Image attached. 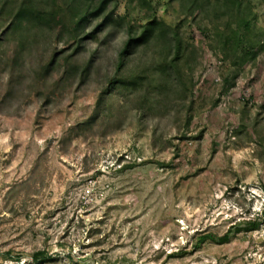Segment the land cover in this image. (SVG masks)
<instances>
[{"label": "rangeland", "instance_id": "374dc122", "mask_svg": "<svg viewBox=\"0 0 264 264\" xmlns=\"http://www.w3.org/2000/svg\"><path fill=\"white\" fill-rule=\"evenodd\" d=\"M194 1L114 0L82 40L7 38L0 16V264H264V222L197 246L262 218L264 51L245 60L221 3Z\"/></svg>", "mask_w": 264, "mask_h": 264}, {"label": "trees", "instance_id": "16d2710c", "mask_svg": "<svg viewBox=\"0 0 264 264\" xmlns=\"http://www.w3.org/2000/svg\"><path fill=\"white\" fill-rule=\"evenodd\" d=\"M113 1L114 0H22L21 4L12 15L11 12H6L7 5L5 2L1 8L0 16H8L10 19L8 25L9 34L7 38H11V35L16 33H19L21 36L25 35L26 31H29L31 27L35 26L37 28L51 30L58 29L59 35H62L63 33L66 34L69 31L73 38H80V40H82L81 36L88 27L90 18L104 16ZM141 1H143L145 5H149V0ZM199 2L200 0L194 1L195 4H199ZM217 3H221L224 7V15L230 17V20L228 21L229 28L233 21L237 26L236 30H234L235 33L233 39L237 42V46L241 44L239 50L243 51V58L246 60L250 56L252 57V60H254L260 52L264 51V44H262L260 48H257V45L255 46L246 43L248 42L247 36L253 30L256 19L255 17L253 19L249 18L252 12L250 10L252 0H217ZM107 23V20H105L103 26L108 27ZM161 26L162 22L154 19L144 27L138 36L134 37L130 35L121 53L118 68L123 66L125 58L133 49L140 45L148 44L155 37L156 29ZM240 29L241 31L244 30L243 34L239 32ZM263 222L264 212L262 218L249 220L245 224L235 225L229 230V232L221 237H216L210 234L200 235L197 238V246H201L207 241H212L218 244L227 243L231 240L233 234L260 230ZM44 255L45 254L38 253L35 255V259L38 260L44 257Z\"/></svg>", "mask_w": 264, "mask_h": 264}]
</instances>
